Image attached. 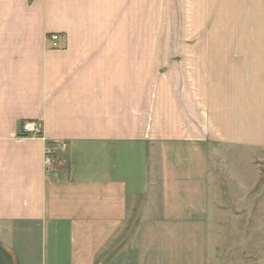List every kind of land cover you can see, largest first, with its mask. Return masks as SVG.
Returning <instances> with one entry per match:
<instances>
[{
    "label": "crops",
    "instance_id": "crops-1",
    "mask_svg": "<svg viewBox=\"0 0 264 264\" xmlns=\"http://www.w3.org/2000/svg\"><path fill=\"white\" fill-rule=\"evenodd\" d=\"M131 4L0 0V264H209L240 216L226 185L264 147V0H187L169 79Z\"/></svg>",
    "mask_w": 264,
    "mask_h": 264
},
{
    "label": "rangeland",
    "instance_id": "rangeland-1",
    "mask_svg": "<svg viewBox=\"0 0 264 264\" xmlns=\"http://www.w3.org/2000/svg\"><path fill=\"white\" fill-rule=\"evenodd\" d=\"M142 3L145 4L144 24ZM135 5L138 6L133 14L131 9V15L135 16L131 31H141L144 27L147 46L153 45L154 33L158 36L156 45L163 48L160 74L169 79V63L173 57L170 49L185 46L187 0H135ZM241 153L245 162L242 170H252V176L249 179L236 168L239 173L231 172L226 186L230 190L235 186L240 191L237 203L242 212L234 222L212 231L209 264H264V147H259L252 155L245 150Z\"/></svg>",
    "mask_w": 264,
    "mask_h": 264
},
{
    "label": "built area",
    "instance_id": "built-area-1",
    "mask_svg": "<svg viewBox=\"0 0 264 264\" xmlns=\"http://www.w3.org/2000/svg\"><path fill=\"white\" fill-rule=\"evenodd\" d=\"M61 39V34L55 33L52 35V40L55 42L56 45L58 42H60ZM22 131L26 135L40 137L43 135V124L41 122L34 121L26 122L22 127Z\"/></svg>",
    "mask_w": 264,
    "mask_h": 264
}]
</instances>
